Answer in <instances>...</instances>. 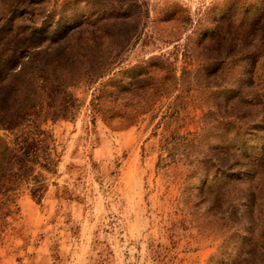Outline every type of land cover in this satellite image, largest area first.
I'll return each instance as SVG.
<instances>
[{
    "label": "rangeland",
    "instance_id": "1",
    "mask_svg": "<svg viewBox=\"0 0 264 264\" xmlns=\"http://www.w3.org/2000/svg\"><path fill=\"white\" fill-rule=\"evenodd\" d=\"M0 264H264V0H0Z\"/></svg>",
    "mask_w": 264,
    "mask_h": 264
}]
</instances>
